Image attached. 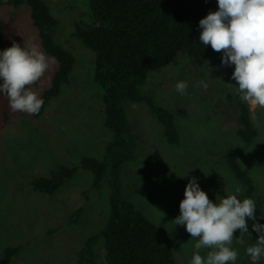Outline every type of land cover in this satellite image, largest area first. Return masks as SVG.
<instances>
[{
    "label": "rangeland",
    "instance_id": "374dc122",
    "mask_svg": "<svg viewBox=\"0 0 264 264\" xmlns=\"http://www.w3.org/2000/svg\"><path fill=\"white\" fill-rule=\"evenodd\" d=\"M8 1L0 0L4 25L0 46L5 50L13 42L23 47L25 41H31L49 58L50 69L31 86L41 96L50 87L59 63L41 47L29 5L16 7ZM89 1L45 0L57 20L51 28L54 41L74 54L76 64L70 82L43 114L35 118L13 112L8 98L0 93V264L8 246L21 247L11 264H80L79 252L109 218L108 179L96 188L93 175L80 169L54 195L39 193L30 183L59 165H78L85 156L102 158L112 139L104 125L101 91L91 80L95 54L72 35L76 20H90ZM232 66H224L216 56L203 67L179 57L151 73L141 86L161 106L175 113L186 111L175 121L181 138L177 145L167 141L164 126L144 101L124 102L137 153L121 174L122 194L161 228L162 240L172 249L176 264H191L196 252L197 241L185 226L173 222L180 215L189 180L197 178L214 203L235 194L236 187L242 189L238 199H244L245 186L225 159L229 147L241 149L239 163L253 177L256 205L264 212V109L251 107L259 135L248 147L237 134ZM180 81L188 83L184 95L176 91ZM234 236L244 241L233 242L239 253L236 264H252L246 253L247 247L255 245L251 237L239 229ZM95 250L101 256L99 264H104L102 240ZM207 251L201 249L200 254L205 256ZM257 264H264V257Z\"/></svg>",
    "mask_w": 264,
    "mask_h": 264
},
{
    "label": "trees",
    "instance_id": "16d2710c",
    "mask_svg": "<svg viewBox=\"0 0 264 264\" xmlns=\"http://www.w3.org/2000/svg\"><path fill=\"white\" fill-rule=\"evenodd\" d=\"M24 3L31 9L41 47L59 63L50 87L40 96L44 104L38 114H33L37 118L70 82L76 58L69 49L54 41L51 28L57 20L45 0L8 1L16 7ZM89 6L90 20H76L72 35L95 54L91 80L101 91L104 125L112 139L102 158L85 156L78 165H59L47 175L34 178L31 186L39 193L54 195L80 169L93 175L96 188L108 179L111 212L101 231L91 236L79 252L80 264H99L101 256L95 250L99 240L105 250L104 264H176L172 249L162 240L161 228L122 194L121 174L133 163L137 153L124 102L144 101L164 126L167 141L172 145L180 143L175 121L179 114L186 115V111L181 109L175 113L161 106L152 93L142 92L141 86L151 73L168 67L179 57L200 67L212 56L222 63V52L217 53L199 41L202 32L199 22L210 12L218 11V0H90ZM3 26L0 22V34ZM3 50L0 46V51ZM234 70L233 65L231 79ZM232 81L239 118L237 134L249 147L259 132L251 118V106L241 100L238 85ZM240 151L238 147H229L225 159L234 176L245 186L244 198L255 200V181L240 165ZM257 221L264 224V212L256 205V221L248 220L247 232L254 244L259 234L252 224ZM20 251L19 246L6 247L2 264H11Z\"/></svg>",
    "mask_w": 264,
    "mask_h": 264
},
{
    "label": "clouds",
    "instance_id": "9594fccd",
    "mask_svg": "<svg viewBox=\"0 0 264 264\" xmlns=\"http://www.w3.org/2000/svg\"><path fill=\"white\" fill-rule=\"evenodd\" d=\"M202 32L199 41L212 50L223 53L222 64L235 66L232 79L238 85L242 101L252 108L264 109V0H218V11L210 12L199 22ZM49 58L35 43L28 41L22 47L12 46L0 51V93L9 100L13 112L38 114L44 104L39 94L32 90L50 69ZM204 88L208 84L200 82ZM187 81L176 84V91L186 94ZM256 120L255 112L251 117ZM242 189L222 197L214 203L199 186L197 178L189 180L184 199L180 203V215L175 225L186 231L197 242L191 264H236L238 251L232 247L236 230L249 231L248 220L256 221V201L238 199ZM257 232V242L246 249L252 264L264 257V224H252ZM201 249H210L205 256Z\"/></svg>",
    "mask_w": 264,
    "mask_h": 264
}]
</instances>
